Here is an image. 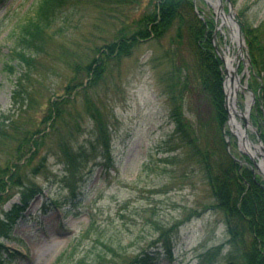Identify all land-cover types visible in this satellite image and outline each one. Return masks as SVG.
<instances>
[{
  "label": "rangeland",
  "instance_id": "rangeland-1",
  "mask_svg": "<svg viewBox=\"0 0 264 264\" xmlns=\"http://www.w3.org/2000/svg\"><path fill=\"white\" fill-rule=\"evenodd\" d=\"M230 1L240 27H259L258 32L264 36V0ZM36 2L0 0V113L20 115V109L11 100L17 73L10 72L8 65L18 64L12 52L19 49L14 41L16 31L19 24L26 21ZM192 2L193 12L213 29L215 8L212 4L207 0ZM145 3L146 0H141L140 5L131 4L124 12L130 13L131 17L137 16ZM113 16L98 3L87 0H70L63 11L54 16L49 30V35L54 34L53 41L48 42L47 53L33 66V75H38L41 80L32 77L35 80L31 83L29 80L28 84L29 94L39 106L28 112L25 121L40 118L50 97L65 94L63 89L72 72L62 61L64 55L72 53L73 58L84 55L90 60L94 47L112 38L120 27V19ZM221 29L227 40L224 34L219 33L215 43L225 49L224 44L230 43L229 29L225 25ZM247 45L245 38L244 52L251 61ZM170 46L168 36L140 41L130 55L111 64L96 85L80 93L71 103V108L78 110L74 112L73 109L72 116H79L81 123L72 143L81 145L87 154L91 153L95 123L89 118L94 111L86 106V101H91L102 116L109 118L111 164L103 168L97 164L99 157L91 159L74 175L72 193L66 186V180H62V162L53 152L48 153L46 172H29L28 176L30 181L41 184L43 193L30 200L23 215L13 225L10 239L0 238L7 252L13 251V255L6 257L3 249L4 264H54L61 254L64 255L59 264H74L72 248L79 245L77 251L85 250L92 244V231L87 237L83 235L93 221L96 229L101 228L105 237L111 238L121 251L132 254L138 253L149 241L156 240L158 234L154 230V222H161L166 227L175 224L178 231L172 258L161 256L154 264H209L208 261L201 262L200 255L207 248L226 242L228 234L222 213L214 208L202 210L204 204L212 202L208 185L199 168L186 160L187 148L182 145L170 117V106L163 90L171 71L172 63L165 56ZM243 69L241 62L238 72ZM223 72L224 79L226 75ZM241 79L256 96L260 76L251 70L249 74L244 72ZM247 97L248 91L237 93L240 106L237 109L245 112ZM200 98L196 94L195 101L199 102ZM255 108L256 101L250 110L251 118ZM208 111L205 107L206 115ZM226 114L228 119L227 111ZM186 115L194 118L187 107ZM237 120L243 125L241 118L237 117ZM250 121L255 125L252 119ZM229 129L230 125L225 124L223 131ZM248 135L254 140L253 130L249 129ZM230 141V150L240 156L237 138L232 136ZM7 158V153H0L1 164ZM17 200V195L8 198L2 208L9 209ZM52 200L57 207H53ZM227 247L224 246L222 253Z\"/></svg>",
  "mask_w": 264,
  "mask_h": 264
},
{
  "label": "trees",
  "instance_id": "trees-1",
  "mask_svg": "<svg viewBox=\"0 0 264 264\" xmlns=\"http://www.w3.org/2000/svg\"><path fill=\"white\" fill-rule=\"evenodd\" d=\"M87 1L98 3L103 10L112 12L113 17L120 19V27L108 42L94 47L90 60L84 55L73 58L72 53L67 56L64 55L67 52L63 53L62 61L72 72L63 89L65 94L50 97L47 107L41 111L42 118L28 122L25 121L28 112L39 106L29 94V80L30 83L35 78L41 80L38 75H33L34 63L47 53L46 45L54 36L53 33L49 35L50 23L70 0H37L26 21L20 23L16 31L14 41L19 49L12 52L18 64L8 65V69L17 73L11 100L20 109V115L0 113V153L8 154L4 164L0 163V238L10 239L13 225L23 215L29 201L42 194L41 184L30 181L28 176L29 172H46L48 153L53 152L62 162V180H66V186L72 193L76 174L91 159L99 157V163L111 164L109 118L102 116L91 101H86V106L94 111L89 118L95 123L91 153L87 154L81 145L72 143L81 123L79 116H72L77 108L70 105L80 93L96 85L111 64L130 55L140 41L168 36L171 46L165 56L172 64L163 90L170 106V117L182 145L187 148L186 160L199 168L208 185L212 202L204 204L202 210L214 208L221 212L228 234L223 244L228 246L225 253H222V244L211 246L200 255V261H208L209 264L220 261L223 264H264V180L254 174L251 165L234 160L226 149L223 77L221 60L212 45V25L197 17L192 0H146L143 10L134 17L124 10L131 4L140 5L141 0ZM258 29L242 27L249 48L251 70L261 79L252 120L264 141V36ZM196 94L201 96L199 102L195 101ZM186 107L193 119L186 115ZM205 107L209 110L207 115ZM14 195L18 200L9 209H3L4 202ZM176 227L175 224L166 227L161 222H154V230L158 234L156 240L149 241L138 253L132 254L121 251L119 245L105 237L101 228L96 229L93 221L83 235L87 237L92 231V244L85 250L77 251L79 245L72 248V262L154 264L161 256L172 257ZM3 249L6 257L13 255V251L7 252L0 242V264H4ZM63 255L54 264L61 263Z\"/></svg>",
  "mask_w": 264,
  "mask_h": 264
},
{
  "label": "water",
  "instance_id": "water-1",
  "mask_svg": "<svg viewBox=\"0 0 264 264\" xmlns=\"http://www.w3.org/2000/svg\"><path fill=\"white\" fill-rule=\"evenodd\" d=\"M227 4V11L224 10L223 8V0H216V7H215V21L217 22L218 18H221L222 21L224 19L226 20L227 24L230 25H235L236 31H237V36H238V42L240 44V47H238V52L236 53V64L235 68H229L226 66L225 58L224 55L220 52L219 48L217 45L214 43V47L218 55L220 56L221 60L224 63V70L226 73V76L224 78V100H225V108L228 112L229 118H230V112L229 108L232 109L234 114L238 117H240L244 121V127L241 132V140L243 144H247L252 147L253 151L247 150L244 151V153L250 158V160L253 162L254 167L256 168L257 172L264 177V143L262 142L261 138L259 137V133H257V130L255 127L251 124L249 121V110L255 100V94L253 93L252 90L247 88L245 85H243L240 82V78L237 74L236 66L238 65V62L240 60L244 61L243 58V35H242V30L239 25L238 20L234 16V11H233V6L230 0H224ZM218 27L216 26L212 35V39H215L216 33H217ZM247 60H249V57L246 56ZM227 79H229L228 86H232L233 90H227L225 87V83L227 82ZM236 80V85H234V81ZM245 88L251 95V101L249 102L248 106L245 108V113L242 111H237L236 105H237V98L236 94L239 90V88ZM229 123V120L227 121ZM253 128L254 131L256 132V137H257V144L253 143L252 140L248 137L247 135V128ZM231 133L233 135L234 132L231 130ZM236 136V135H235ZM227 145L230 144L229 138L226 139ZM235 158V157H234Z\"/></svg>",
  "mask_w": 264,
  "mask_h": 264
},
{
  "label": "bare ground",
  "instance_id": "bare-ground-1",
  "mask_svg": "<svg viewBox=\"0 0 264 264\" xmlns=\"http://www.w3.org/2000/svg\"><path fill=\"white\" fill-rule=\"evenodd\" d=\"M207 1H209L213 6H214V4L213 3H215V1L214 0H207ZM231 29H230V31H229V35H228V37L230 36V42L232 43L231 44V46L230 45H226V49H224V55H225V57H226V59H227V61L229 60V59H231V60H233L234 59V56H235V47L238 45L239 47H240V44H239V42H238V36H237V32H236V30H235V28H234V26H232L231 25ZM229 66L231 67V65L229 64ZM245 70H246V65H245ZM236 84V82L234 83V85ZM227 90H233V88H232V86L230 85V87H228V89ZM249 101H250V98L249 97H247V100H246V102H245V105L247 106L248 104H249ZM229 124H230V126H231V128H232V130L238 135V136H240L241 135V130H240V124H241V122H239L238 120H237V116L234 114V112L231 110V117H230V120H229ZM241 149H246L245 148V146L243 145V143L241 144V147H240Z\"/></svg>",
  "mask_w": 264,
  "mask_h": 264
}]
</instances>
